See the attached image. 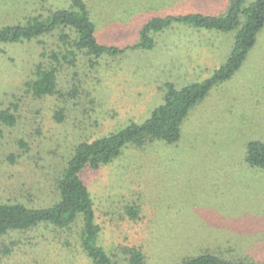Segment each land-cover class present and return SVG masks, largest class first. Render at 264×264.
<instances>
[{
    "label": "rangeland",
    "instance_id": "rangeland-1",
    "mask_svg": "<svg viewBox=\"0 0 264 264\" xmlns=\"http://www.w3.org/2000/svg\"><path fill=\"white\" fill-rule=\"evenodd\" d=\"M86 1L99 40L126 46L138 40L145 20L223 14L230 0ZM70 2L0 0V27ZM152 34L151 48L103 55L93 64L80 55L74 66L63 64L62 100L33 99L25 87L42 50L57 49L56 31L41 38L43 44H0V108L22 99L18 124H0L1 200L52 205L59 199L55 178L75 144L141 122L162 102L165 84L182 87L210 76L229 55L235 32L176 22ZM75 83L79 92L71 98ZM58 107L60 122L52 117ZM250 139L264 141V29L240 69L190 110L179 141L129 146L110 163L84 171L102 229L99 241L120 257L126 247H141L146 264H179L206 249L264 264V170L244 158ZM130 207L137 218L125 213ZM80 230L77 217L68 228L41 222L8 231L0 235V264H91Z\"/></svg>",
    "mask_w": 264,
    "mask_h": 264
},
{
    "label": "trees",
    "instance_id": "trees-1",
    "mask_svg": "<svg viewBox=\"0 0 264 264\" xmlns=\"http://www.w3.org/2000/svg\"><path fill=\"white\" fill-rule=\"evenodd\" d=\"M230 0L223 14L200 12L179 15L152 17L145 20L139 30L136 42L118 46L101 42L96 33L86 0H71L68 7L49 10V13L28 15L16 23L0 27V44L23 40H41L44 36L57 32V49L42 50L41 61L33 68V76L25 82L26 93L33 99L55 97L62 100L65 92L58 88V72L63 64L74 66L78 57H88L90 64L96 63L103 55H119L127 49L151 48L154 43L152 32L162 30L172 23H182L194 28H207L235 32L231 50L223 63L207 78L191 82L182 87L173 83L165 84L162 102L152 109L141 122L131 121L124 127L105 135L82 140L75 144L66 164L55 178L59 199L50 206L33 207L18 200L0 199V235L11 230H25L41 222H49L59 228H68L79 217L81 230L80 245L89 257L91 264H146L141 247L124 248V257L109 252L100 240L101 225L96 221L94 202L82 175L88 169L97 170L118 157L126 147H142L146 144L163 141L176 143L181 137L182 122L190 110L201 102L210 90L231 78L245 61L248 52L257 44L259 34L264 29V0ZM1 50V49H0ZM76 83L69 96L77 97ZM22 99L3 105L0 108V124L14 127L20 118ZM63 108L58 107L53 119L60 122L64 118ZM19 145L26 144L19 141ZM22 155V154H21ZM244 158L253 167L264 170V141L250 139L245 145ZM18 155L11 153L15 161ZM8 158V157H7ZM129 218L138 217L134 207L125 209ZM179 264H261L255 259L227 257L217 251L206 249L191 253Z\"/></svg>",
    "mask_w": 264,
    "mask_h": 264
}]
</instances>
